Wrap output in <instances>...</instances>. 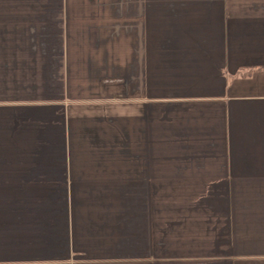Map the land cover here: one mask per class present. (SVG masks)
<instances>
[{
    "label": "crops",
    "instance_id": "0c3cea01",
    "mask_svg": "<svg viewBox=\"0 0 264 264\" xmlns=\"http://www.w3.org/2000/svg\"><path fill=\"white\" fill-rule=\"evenodd\" d=\"M0 264H264V0H0Z\"/></svg>",
    "mask_w": 264,
    "mask_h": 264
}]
</instances>
